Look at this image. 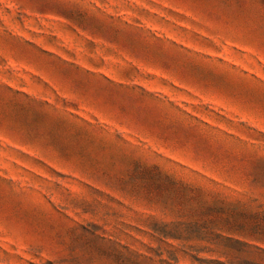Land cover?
Segmentation results:
<instances>
[{
	"label": "rangeland",
	"instance_id": "374dc122",
	"mask_svg": "<svg viewBox=\"0 0 264 264\" xmlns=\"http://www.w3.org/2000/svg\"><path fill=\"white\" fill-rule=\"evenodd\" d=\"M0 264H264V0H0Z\"/></svg>",
	"mask_w": 264,
	"mask_h": 264
}]
</instances>
